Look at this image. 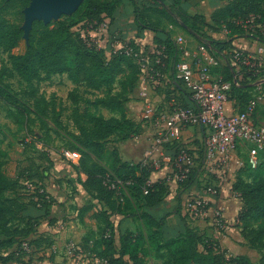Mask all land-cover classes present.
I'll return each instance as SVG.
<instances>
[{
  "label": "trees",
  "instance_id": "obj_1",
  "mask_svg": "<svg viewBox=\"0 0 264 264\" xmlns=\"http://www.w3.org/2000/svg\"><path fill=\"white\" fill-rule=\"evenodd\" d=\"M4 1L5 5L20 6L22 9L31 3L30 0ZM130 1L135 8L136 22L142 29L161 31L159 24H148L143 18V12L151 10L184 30L215 56L217 52L222 53L225 49L232 48L235 41L244 37L243 29L234 23L235 20L247 19L252 15L262 16L261 11L256 9L257 0H231L228 6L213 15L212 24L205 23L202 16L178 15L166 6L162 9L141 8L134 0ZM122 4L123 0H85L74 14L65 16L58 22L46 25L43 21H35L26 51L14 54L13 51L19 46L25 34L21 27L4 18V8L0 3V52L7 55V62L0 72V82H4L10 75L33 88L34 83L38 81L67 74L71 80L82 83L86 88L104 93L95 102L97 108L103 107L120 115L119 118L106 119L101 115L88 113L80 115L76 112L75 124H78L80 133L70 137L72 143L69 148L81 155L80 170L88 176L84 187L90 197L103 202L107 207V210L97 213L101 223L99 239L95 243L97 257L107 260L108 264H143L146 257L154 253L166 264H253L242 256L228 257L219 242L198 235L194 229L187 228L180 237L165 240L161 233L163 219L155 220L141 210L142 204L156 206L163 202L168 192L167 185L163 182L150 185L152 169L142 164L124 163L116 151L112 154V162L104 163L112 137L118 136L121 140H127L139 134L138 126L128 118L127 104L140 80L141 69L133 59L124 54L119 53L107 59L104 52L89 41L85 32L96 29L107 20L112 21ZM259 20L258 22L264 25V19ZM224 27L230 31L226 41H216L205 34L206 28L208 31L221 32ZM155 46L164 47L167 51L166 71L172 79L171 85L176 91L187 93L183 83L175 79V67L179 57L174 40L169 35L165 41L157 39ZM213 74H220L225 81H231L233 78L230 68H216ZM117 87L119 91L115 93ZM252 90L251 87L234 89V96L239 100L241 108L251 98ZM3 93H6V89L0 86L1 100H4ZM31 96L34 99L32 106L29 103L21 105L23 109L15 106L21 116L16 118L24 124L34 121L31 117L34 114L33 109L36 117L45 120L51 107L50 102L38 96L35 88ZM185 106L188 107L186 104ZM26 107L32 110L25 109ZM5 156L4 153H0V263L11 264L17 262V259L12 255L4 256L2 253L14 246L22 249L23 243L36 233L38 222L25 217L28 206L34 205L41 211L49 212L56 202L48 193L50 199H46L45 195L34 194L30 195V201L26 203L19 192L20 180L11 179L5 173ZM263 164L264 153L257 170H252L247 164L245 168L249 172H258ZM195 177L196 174H192L179 184L187 188ZM25 180L44 189L43 183L36 176H28ZM234 190L244 204L239 216L241 235L250 249L262 254L264 179H256L250 183L238 176ZM37 196L39 202L34 200ZM132 200L136 203L134 204ZM111 210L124 217L136 216L144 221L147 228L146 232L139 229L136 233L129 231L123 234L119 251L115 245L112 214L109 213ZM36 242L32 241L29 246ZM258 264H264V256Z\"/></svg>",
  "mask_w": 264,
  "mask_h": 264
},
{
  "label": "crops",
  "instance_id": "obj_2",
  "mask_svg": "<svg viewBox=\"0 0 264 264\" xmlns=\"http://www.w3.org/2000/svg\"><path fill=\"white\" fill-rule=\"evenodd\" d=\"M134 2L141 8L162 9L166 6L178 15L202 16L205 23L212 24L213 15L228 6L231 0H134ZM143 18L148 24H159L161 31L153 32L142 29L136 22L134 5L130 0H123L122 6L115 12L112 21L107 20L106 25L102 24L85 33L89 41L104 52L107 59L116 55L129 43L151 51L157 39L165 41L169 35L173 40L180 35L189 38L193 48L200 45L187 33V35L184 34V30L156 12L145 11ZM205 34L216 41H224L226 37L223 31L212 32L207 28ZM241 46L248 49L249 42L242 41ZM215 76L217 77V74ZM171 83L172 79L167 71L166 80L160 87L151 86L140 78L127 104L128 118L138 126L139 134L127 140H121L118 136L112 137L106 150L107 163L112 162V154L116 151L122 162L142 164L152 169L150 185L159 182L167 185L168 192L163 202L156 206H143L142 204L141 210L155 220L163 219L161 233L165 240L180 237L187 228L194 229L198 235L219 242L228 257L242 256L248 258L253 264H258L260 259H257V256H260V253L250 249L241 235L239 216L244 204L240 195L234 190L238 176L250 182L247 179V174L250 172L245 168L246 165L242 166L247 160L246 149H240L232 162L228 175L221 181L216 173L210 172L205 166L204 144L208 135L206 130L200 127H190L179 141L157 147L153 141L155 128L152 125V128L147 127L148 122L142 119L145 102L152 103L160 113L167 110L170 100L175 97L179 98L180 103L192 106L188 92L176 91ZM142 92L147 93V100L142 99ZM61 155L63 160H59L57 155L52 156L48 167L28 165L30 167H24L21 173H18L19 175L16 172L8 174L5 170L9 178L19 179L21 186L26 177L36 176L44 184L47 192L57 199L49 212L41 211L34 205L28 206L25 217L36 220L38 226L36 233L32 234L25 243L37 242L30 245L29 250L14 246L9 251L3 252L4 256L12 255L14 259H17V262L11 264H81L79 258H71L67 253L71 242L83 249L85 256H88V264H108L107 260L97 257L95 252V243L99 239V227L101 226L97 213L107 210V207L103 202L90 197L84 187L88 176L80 170L81 155L74 160L67 157L65 151ZM182 155L185 157L182 158L180 167L186 179L196 174V179L187 188H183L173 176L176 164ZM217 185L221 186L217 207L228 224L226 230L218 229L213 224L211 215L193 219L187 213V204L191 199L203 196L205 188ZM23 195L21 194L23 200L29 203L30 197ZM132 202L136 203L135 200ZM91 205H94L93 208L86 210ZM109 213L112 214L111 221L118 251L123 234L129 231L136 233L139 229L147 231L144 221L136 216L124 217L114 210Z\"/></svg>",
  "mask_w": 264,
  "mask_h": 264
},
{
  "label": "built area",
  "instance_id": "obj_3",
  "mask_svg": "<svg viewBox=\"0 0 264 264\" xmlns=\"http://www.w3.org/2000/svg\"><path fill=\"white\" fill-rule=\"evenodd\" d=\"M234 23L243 29L244 37L235 41L232 48L217 52V56L205 46L193 48L189 38L177 36L174 43L179 62L175 67V79L183 83L192 106L186 107L175 97L162 113L152 103L145 102L142 114L143 121L155 125L153 141L157 147L179 141L190 127L206 130L205 166L210 172L216 173L221 181L228 175L240 149L245 148L247 151V160L242 166L247 164L252 170L259 168L264 153V124L258 118L259 107L264 104V25L255 16L235 20ZM223 32L228 38L229 29L224 27ZM242 41L249 42L248 49L241 46ZM119 53L135 61L141 69L140 78L151 86L160 87L164 84L168 59L164 47L154 46L151 51H147L129 43ZM224 67L231 69V81H225L220 74L217 77L213 74L214 69ZM246 87L253 90L250 92L251 98L241 108L234 96V89ZM141 96L143 100L148 99L146 92H142ZM66 155L74 160L80 154L68 151ZM184 157H180L173 172L179 182L186 179L180 167ZM26 185L32 195H45L46 199H50L42 187L30 182ZM204 191L203 196H196L188 202V215L193 219L211 215L213 224L220 230H226L228 224L217 207L221 186H209ZM34 200L40 201L38 196ZM29 247L27 243L22 245L24 250H29ZM67 253L71 258H79L81 264H88V256L76 243L68 245Z\"/></svg>",
  "mask_w": 264,
  "mask_h": 264
},
{
  "label": "rangeland",
  "instance_id": "obj_4",
  "mask_svg": "<svg viewBox=\"0 0 264 264\" xmlns=\"http://www.w3.org/2000/svg\"><path fill=\"white\" fill-rule=\"evenodd\" d=\"M0 3L4 8V18L21 27L24 31L25 11L32 3L23 9L20 6L5 5L4 0H0ZM256 6V9L260 10L262 15L257 16V19L263 21L264 0H257ZM65 16L63 15L57 21L52 22H58ZM226 40L227 38L225 37L224 41ZM28 42L29 40L25 34L23 40L13 53H24ZM6 62L7 55L0 52V72ZM0 86L6 89V93L2 95L4 100L0 99V153L6 155L4 169L8 174H15V172L20 174L24 167H30L28 165H32V167H48L52 156L57 155L59 160H63L62 152H75L69 147H71L72 143L71 135H78L80 133L78 124H75L76 112L80 115L86 113L101 115L106 119L120 117L118 113H112L103 107H96L95 102L104 95L103 92L99 93L90 90L82 83L71 80L67 74H63L34 83L33 88L37 90L38 96L50 102L51 107H49V113L45 120L42 117H36L34 115L36 112L33 109L34 114L31 117L34 121L24 124V122L21 123L16 118H21V116L15 106L18 105L20 109H23L21 105L25 103L26 105L29 103L32 106L34 101L31 96L33 88L31 86L28 87L26 84L20 82L18 78L10 75L7 76L4 82H0ZM118 91L119 87L116 88L115 93ZM25 109L32 110V108L27 107ZM259 121L264 124V104L259 109ZM81 124L84 125L83 122ZM146 125L152 128L150 122ZM153 126L155 125L153 124ZM107 160L108 157L105 156L104 163H107ZM247 176L250 183L256 179H264V164L258 172H250ZM23 181L24 184L19 189L20 193L31 197L32 192L26 185L28 181L25 179ZM43 187L46 190L44 184ZM52 198L57 202V199L53 196ZM262 256H264V253L257 256V259H261ZM143 264H166V262L156 257L154 253H150Z\"/></svg>",
  "mask_w": 264,
  "mask_h": 264
},
{
  "label": "water",
  "instance_id": "obj_5",
  "mask_svg": "<svg viewBox=\"0 0 264 264\" xmlns=\"http://www.w3.org/2000/svg\"><path fill=\"white\" fill-rule=\"evenodd\" d=\"M31 6L25 11L24 31L27 39L35 21H43L46 25L57 21L63 15L74 14L85 0H30Z\"/></svg>",
  "mask_w": 264,
  "mask_h": 264
}]
</instances>
